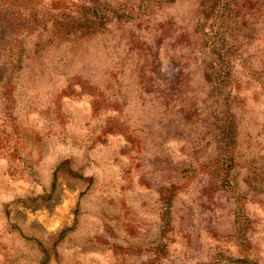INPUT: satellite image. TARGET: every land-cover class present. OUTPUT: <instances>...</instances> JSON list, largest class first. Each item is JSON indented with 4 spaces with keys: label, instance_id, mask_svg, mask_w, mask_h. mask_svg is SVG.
Instances as JSON below:
<instances>
[{
    "label": "rangeland",
    "instance_id": "rangeland-1",
    "mask_svg": "<svg viewBox=\"0 0 264 264\" xmlns=\"http://www.w3.org/2000/svg\"><path fill=\"white\" fill-rule=\"evenodd\" d=\"M206 3L0 0V264H264V0Z\"/></svg>",
    "mask_w": 264,
    "mask_h": 264
},
{
    "label": "trees",
    "instance_id": "trees-1",
    "mask_svg": "<svg viewBox=\"0 0 264 264\" xmlns=\"http://www.w3.org/2000/svg\"><path fill=\"white\" fill-rule=\"evenodd\" d=\"M234 2L235 0H207L206 10L207 11L209 10V13L205 14L201 12V15H202L201 18L203 20L210 19V22H212V25L210 27L213 26L214 33L211 36L214 37L215 40L221 39L222 34L226 33L222 27L224 25L219 24L220 23L219 21H222L223 19H225L224 16L230 10L231 11L234 10L233 7L237 5ZM219 18L221 19L219 20ZM201 26H202L201 32H203L202 34L203 35L208 34L209 26H207L206 23H203ZM165 215L168 216L166 213ZM234 261L239 264H258L257 262L250 261L246 258H237Z\"/></svg>",
    "mask_w": 264,
    "mask_h": 264
}]
</instances>
